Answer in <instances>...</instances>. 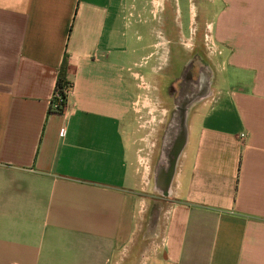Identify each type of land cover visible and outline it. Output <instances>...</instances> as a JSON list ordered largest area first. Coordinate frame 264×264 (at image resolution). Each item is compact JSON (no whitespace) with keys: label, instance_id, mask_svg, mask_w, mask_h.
Returning a JSON list of instances; mask_svg holds the SVG:
<instances>
[{"label":"crops","instance_id":"0c3cea01","mask_svg":"<svg viewBox=\"0 0 264 264\" xmlns=\"http://www.w3.org/2000/svg\"><path fill=\"white\" fill-rule=\"evenodd\" d=\"M169 1L0 0V264H264V0Z\"/></svg>","mask_w":264,"mask_h":264},{"label":"rangeland","instance_id":"374dc122","mask_svg":"<svg viewBox=\"0 0 264 264\" xmlns=\"http://www.w3.org/2000/svg\"><path fill=\"white\" fill-rule=\"evenodd\" d=\"M190 1H194V4L197 5L198 7V10H202L203 7L207 6L209 1L210 0H203V4L200 3L199 0H170L169 3H168V7L171 6L170 8V12L168 11V13L166 14H173L175 15V10H176V7L177 5L179 6L180 10H181V14H182V21H185V10H186V6L189 5ZM204 5V6H203ZM205 16H208V14H206ZM169 26H173V22H169L168 23ZM188 50V49H187ZM172 56H174L173 54L171 55V58ZM178 57H179V62L180 64L179 67L177 68L176 72H171V79L174 78L175 75H179L180 72H181V68H182V65L183 63L186 64V67H185V77L184 75L181 76V81H183V83H186L187 85V90L189 92H192L194 86L197 84V82L199 81L200 77L203 78V74H205V76H208L210 77L211 73L209 70H205L204 69V64L206 63V54L203 52L201 54H196L192 51H186V53H182V50H178ZM177 58V57H176ZM173 59V58H172ZM175 60V59H174ZM173 62V60H171V63ZM177 62V59L176 61ZM174 64H171L170 66H173ZM176 65V66H178ZM199 68H202L203 70L200 71ZM176 73V74H175ZM143 74L145 76H148L149 75L143 71ZM207 77V78H208ZM170 79V80H171ZM177 86V83L175 84V88ZM142 91V90H141ZM145 90L142 91L141 94H145ZM152 95V94H151ZM172 97L170 99V103L169 104H166V108L168 110V113L166 114V116H171L172 115V112H174L175 110L173 109L174 106H179L178 105V102H179V96L177 95V92H172L170 94ZM169 105V107H168ZM182 108V106H181ZM145 111V114L147 112V109H143ZM194 111H192L193 113ZM192 113H189V117L190 119L192 120L193 118V114ZM159 112L158 111H155V113H153L154 117L157 116L154 120V122L152 121L151 123H145L144 126V133H147V131L149 130L148 128H151V127H155V131H154V135H152V139L150 137H148V147L149 150H150V168H149V176L148 178L150 179L151 177V174H152V171L155 169V166L157 165V161L159 162L161 156H162V159L165 158L164 157V154H165V148L169 143H170V140H166L165 139V131H164V127H165V123L164 124H158V116H159ZM175 114L177 115V112H175ZM149 116V115H148ZM151 117V116H149ZM148 119V118H146ZM143 121H146V120H143ZM166 130V129H165ZM151 145V146H150ZM146 152V150H145ZM145 186V185H143ZM149 187V185H148ZM147 187V190H149ZM147 192V191H146ZM148 194H151V193H148ZM152 196V195H151ZM156 204V203H155ZM156 205H159V204H156Z\"/></svg>","mask_w":264,"mask_h":264},{"label":"built area","instance_id":"2783aa9c","mask_svg":"<svg viewBox=\"0 0 264 264\" xmlns=\"http://www.w3.org/2000/svg\"><path fill=\"white\" fill-rule=\"evenodd\" d=\"M70 90L71 84L68 81H65L62 86L55 87L51 96L50 111L63 112Z\"/></svg>","mask_w":264,"mask_h":264},{"label":"trees","instance_id":"16d2710c","mask_svg":"<svg viewBox=\"0 0 264 264\" xmlns=\"http://www.w3.org/2000/svg\"><path fill=\"white\" fill-rule=\"evenodd\" d=\"M65 75H66V62L63 61L62 65H61V69L56 81V86H62L65 82Z\"/></svg>","mask_w":264,"mask_h":264}]
</instances>
